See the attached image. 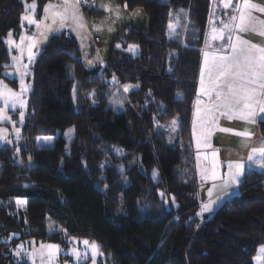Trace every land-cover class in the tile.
<instances>
[{"label":"trees","instance_id":"trees-1","mask_svg":"<svg viewBox=\"0 0 264 264\" xmlns=\"http://www.w3.org/2000/svg\"><path fill=\"white\" fill-rule=\"evenodd\" d=\"M116 2L143 9L149 33L130 28L94 70L75 38L54 36L34 65L22 129L23 157L34 168L0 149V264H28L14 258L22 243L67 249L73 239L98 245V264H255L264 247V175H247L212 217L199 212L192 118L212 0ZM23 11L19 0H0V79L8 62L3 37ZM130 45L139 46L137 57L125 52ZM128 84L139 90L119 107L115 92ZM174 119L178 146L164 130ZM57 134L54 149L37 148Z\"/></svg>","mask_w":264,"mask_h":264},{"label":"rangeland","instance_id":"rangeland-1","mask_svg":"<svg viewBox=\"0 0 264 264\" xmlns=\"http://www.w3.org/2000/svg\"><path fill=\"white\" fill-rule=\"evenodd\" d=\"M23 3L24 11L20 16L19 26L16 30L9 28L6 35L3 37V42L5 45L6 53L8 56V62L3 66L2 78L0 79V85H6L7 88L14 92L19 93L21 90V82L27 86L28 90L23 94V99L26 101V105L21 108L19 105L15 107L9 106L5 108L4 101L0 100V108L5 109V114L10 117V119L4 120L0 119V149H6L14 151L16 162L28 170L34 168V160L28 156L27 159L23 157V137L22 129L26 123L29 113V95L32 91L31 80L33 77V68L37 62L43 48L49 43L52 37L59 35H70L77 40L79 43V48L82 55V61L84 66L88 70H94L98 67H103L108 61L110 55V50L112 45L116 42L117 38L120 36L122 40L129 33V29L134 27L139 29L144 34L149 33L150 20L145 14L143 9L137 8L130 10L125 5H121L116 2V0H94L91 3L86 2V0H81L78 5V12L83 18V27H77L68 20L63 28L60 27L59 22L53 24L51 19H44L45 13L44 9L49 5H59L62 10V0H48L42 6H39V0H19ZM166 1V0H161ZM35 5V8H32ZM33 16L37 21H43L48 28L52 29L46 33V39L38 34V30L34 24H30L28 21L24 20V16ZM0 20V24H1ZM177 23L172 22V28L169 27V37H173L177 30ZM5 25V23H3ZM3 26L0 25V29ZM6 29V28H5ZM99 29V30H98ZM40 31H43L41 29ZM24 37L35 38L38 41L37 46L33 49L35 53L34 59L29 62L26 46L31 42L30 39H25L24 45L20 47L25 48L23 58L17 63V59L21 56L20 47L16 45L20 44V41ZM13 41L14 43H10ZM119 47L116 45V49H122V43H118ZM130 46H136L134 50L130 51ZM125 52L131 57H137L140 54V48L137 45H130ZM27 65L25 69L24 66ZM22 71H26L27 75L21 77L20 72L17 68ZM115 83V82H113ZM118 84V82H117ZM125 88L128 90L125 91ZM122 90H116L115 98L117 100V105L122 107L125 103L127 94L129 92L138 91V84H128L121 88ZM21 114L23 119H21ZM178 119H174L168 126L164 127L167 132L168 139L173 146H178ZM19 133V135H17ZM74 129L67 130L63 137L67 141V150L69 146L72 145L74 141ZM60 137L57 134L56 137L45 138L38 140L37 148L44 150H51L55 148L56 140ZM162 200L164 201L166 208L173 210V203L170 198L163 195ZM18 201L23 200H16ZM21 210H25V201L23 203H17ZM41 245L47 246L48 244H35L34 241L25 242L18 246L14 252V258L17 263H28V264H48L47 256L41 257ZM54 245V244H50ZM58 246V245H57ZM59 247V252L55 258L51 261V264H98L100 258L99 254L93 256L92 249L89 246L83 244V242L73 239L69 243L67 249H62ZM76 248L78 252L81 253L80 257L73 255V249ZM260 250V249H259ZM87 251V255H84ZM35 253L36 255H33ZM61 256L71 257V261L65 260L62 262ZM255 264H264V258L261 256L260 251H258L255 257Z\"/></svg>","mask_w":264,"mask_h":264},{"label":"snow or ice","instance_id":"snow-or-ice-1","mask_svg":"<svg viewBox=\"0 0 264 264\" xmlns=\"http://www.w3.org/2000/svg\"><path fill=\"white\" fill-rule=\"evenodd\" d=\"M81 0H62L61 6L49 4L44 9V19H51L53 24L59 22L60 27L63 28L68 20H71L77 27H83V18L78 12V5ZM224 7H232V0H223ZM127 7V5H125ZM35 8V5H32ZM264 13V7H259L249 0H240L238 6L234 8L237 15L231 17L230 22L224 24V28L219 33H213V39H224V32L228 33V42L231 49L230 55L212 56L211 64H209L208 53H205V65L208 71L207 87L205 86V73L201 72L200 85L201 95L208 97V103L203 108H197V121L193 126V134L196 136L197 149L201 147H211L208 137L218 127L217 116L227 115L229 119L239 118L248 124H255L257 113H264V47L249 43L246 39H242L239 33L254 32L264 37V20H258L253 11ZM24 20L30 24H34L38 30V34L46 39V33L52 29L43 21H37L33 16H24ZM223 23V22H222ZM172 28V25H169ZM43 29V31H40ZM99 30V29H98ZM25 39H30L31 42L26 46L29 62L34 59L35 53L33 49L37 46L38 41L35 38L24 37L21 39L20 47L24 45ZM14 43L13 41H9ZM119 47V45H117ZM136 46H130L132 51ZM21 56L17 59L23 58L25 48L20 47ZM27 68V65L24 66ZM17 71L20 72L21 77L27 75L26 71H22L19 67ZM28 88L21 82V90L19 93L7 88L6 85H0V100L4 101L5 108L19 105L23 108L26 101L23 99V94L27 92ZM128 89L125 88V91ZM202 103L198 101V105ZM0 119H10L5 114V109L0 108ZM21 119L23 116L21 114ZM264 119V117H262ZM199 127V132H197ZM222 132L231 131L230 129L221 128ZM237 136L245 140L251 138L250 131L235 132ZM19 135V133H17ZM247 147V144L243 145ZM216 152L212 153V161L210 169H202V179L223 180L222 187L227 188L232 185H239L240 177L245 174L244 162H229L227 165V180L220 173V162L216 159ZM248 166L259 167L264 169V140L260 142L259 147L251 148L248 155ZM161 193V197H163ZM211 196V193H209ZM17 203H23L18 201ZM211 203L203 206V211H212ZM86 248L89 246V241H83ZM93 256L99 254V246L95 244L90 245ZM261 256H264V247L260 250ZM59 252L57 245H41L40 256L43 258L47 256L48 264L55 258ZM33 255H36L33 253ZM73 255L80 257L81 253L76 248L73 249ZM84 255H87L85 251ZM43 264V259H42Z\"/></svg>","mask_w":264,"mask_h":264},{"label":"crops","instance_id":"crops-1","mask_svg":"<svg viewBox=\"0 0 264 264\" xmlns=\"http://www.w3.org/2000/svg\"><path fill=\"white\" fill-rule=\"evenodd\" d=\"M259 7H264V0H249ZM240 0H232V7L225 8L223 0H212L211 12L209 17V22L207 26L206 40L203 47L202 61L199 72V79L197 85L196 99L193 107V118H192V143L191 149L193 151V158L195 161V169L197 174V179L199 182V212L201 215L212 217L218 210L224 205V203L237 195L239 188L243 185L244 179L249 174H259L264 175V169L259 167H249L248 166V155L251 148L259 147L260 142L264 140V113H257L255 119V124H248L239 118L229 119L227 115H218L217 124L218 127L212 132L208 140L211 147H201L197 149L196 146V136L193 134V126L197 121V108H203L205 104L208 103V97L201 95V85L200 78L201 72L205 73V86L207 87L208 82V71L205 65V53H208L209 64H211L212 56L220 55H230L231 49L228 42V33L224 32V39H213V33H219L223 30L224 24L230 22L232 16L237 15L234 8L238 6ZM253 15L258 20H264V13L259 11H253ZM223 22V23H222ZM242 39H246L249 43L256 44L258 46L264 47V37L255 34L252 31L247 33H239ZM198 101L202 102L198 105ZM226 128L231 131L222 132L219 129ZM250 131L251 138L245 140L244 138L235 135V132ZM197 132H199V127H197ZM247 144V147L243 145ZM216 152V159L220 162L221 176L224 180H227V165L229 162H244L245 163V174L240 177L239 185H232L230 187H222L223 180L212 179H202L201 170L210 169L211 161L213 159L212 153ZM211 193V196L209 195ZM211 203L212 211H203V206L205 204ZM264 258V256H263Z\"/></svg>","mask_w":264,"mask_h":264}]
</instances>
